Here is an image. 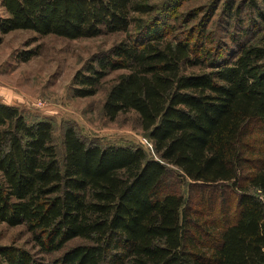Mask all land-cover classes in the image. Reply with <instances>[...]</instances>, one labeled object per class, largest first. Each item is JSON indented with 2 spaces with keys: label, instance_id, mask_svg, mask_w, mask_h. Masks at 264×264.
Instances as JSON below:
<instances>
[{
  "label": "trees",
  "instance_id": "trees-1",
  "mask_svg": "<svg viewBox=\"0 0 264 264\" xmlns=\"http://www.w3.org/2000/svg\"><path fill=\"white\" fill-rule=\"evenodd\" d=\"M188 1L1 0V35L121 34L73 94L122 70L103 113H135L152 143L103 145L69 122L57 134L0 101V222L51 264H264V0H214L203 19ZM0 264L45 263L13 243Z\"/></svg>",
  "mask_w": 264,
  "mask_h": 264
},
{
  "label": "rangeland",
  "instance_id": "rangeland-1",
  "mask_svg": "<svg viewBox=\"0 0 264 264\" xmlns=\"http://www.w3.org/2000/svg\"><path fill=\"white\" fill-rule=\"evenodd\" d=\"M239 3L242 6L244 2L240 0ZM213 5L214 0H189L182 7V13L188 14V11L203 7L199 16L203 19ZM1 15L4 16L5 12L0 0ZM243 18L242 26L245 27L248 18L245 15ZM216 22L217 17L213 19V26ZM211 32L219 34L217 29ZM0 37V101L20 107L30 118L51 119L56 123L57 134L60 133V123L69 122L88 140L95 139L103 145L143 146L151 151L152 143L135 113L121 114L113 121L103 113L107 92L122 70L110 72L93 96L76 97L73 94L75 73L96 55L108 51L122 37L121 34L68 39L54 34L39 35L31 30H15L0 34ZM30 50L36 54L23 61L22 52ZM13 243L31 250L45 264H51L53 255L39 251L24 225L9 226L0 222V245ZM74 244L71 242L68 246Z\"/></svg>",
  "mask_w": 264,
  "mask_h": 264
},
{
  "label": "crops",
  "instance_id": "crops-1",
  "mask_svg": "<svg viewBox=\"0 0 264 264\" xmlns=\"http://www.w3.org/2000/svg\"><path fill=\"white\" fill-rule=\"evenodd\" d=\"M3 102V101H2ZM5 103V102H4ZM8 104V103H7ZM10 105H13V104H10Z\"/></svg>",
  "mask_w": 264,
  "mask_h": 264
}]
</instances>
